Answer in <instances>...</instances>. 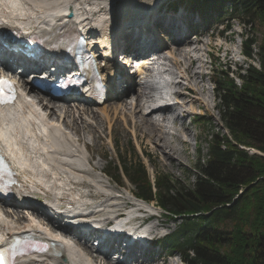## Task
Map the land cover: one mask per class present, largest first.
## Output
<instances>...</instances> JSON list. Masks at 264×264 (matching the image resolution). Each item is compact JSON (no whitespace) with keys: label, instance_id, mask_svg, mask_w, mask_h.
Wrapping results in <instances>:
<instances>
[{"label":"bare ground","instance_id":"1","mask_svg":"<svg viewBox=\"0 0 264 264\" xmlns=\"http://www.w3.org/2000/svg\"><path fill=\"white\" fill-rule=\"evenodd\" d=\"M90 1L93 2L94 7L97 6L96 10L88 9L91 6L88 3ZM110 4V0H0V10L10 20H18L28 28L41 31L48 39V46H52L60 42L59 32L73 27L74 20L97 29L98 34L103 38L102 41L107 37L111 38L110 17H113L115 9L112 7L109 12H105L104 8L98 7ZM70 10L73 11L72 18L67 15ZM102 11L104 14H101ZM146 20L148 23L153 22L152 18ZM203 32L208 34L207 30ZM221 33L220 31L218 33L220 38ZM208 36L212 39L214 33L210 32ZM189 40L188 35L183 36L176 40L175 43H177L172 47L165 44L158 48L162 50L160 54H167L164 60H167L165 76L168 77L161 76L162 85L156 96H146L145 102L149 101V106H151L149 111H145V105L141 104L129 110L131 113L129 115L127 109L119 104L106 105L104 102V107H100L101 109L97 111L100 112L96 114L93 108L96 104L90 102L89 95L84 97L83 105H60L45 102L44 98L39 100L38 96L31 95L33 86L29 92L25 90L24 96L14 107L15 109L0 111L2 138L7 142L8 149L12 150L18 158L20 175H22L17 199L10 201L8 205L16 203L24 210L28 205L41 214L44 213L43 210L32 203L44 201L66 209L71 206L76 213L85 211L102 213L105 211L104 206L116 207L114 204L109 206L107 203L120 202L121 198L110 195V187L93 173H103L105 167L99 164L93 165L86 158L84 151L88 148L89 137L96 141L102 138L105 125L109 127V134H111L112 130L124 129L121 126L122 121L128 130L131 129L134 137L151 141L157 146L160 145L163 153L168 147H171L174 153L181 154L183 151L187 153L188 140L185 137L191 131V126L187 125L185 120L194 119L195 114L207 118L213 109L217 108L213 100L214 95L210 96L211 88L207 85V81L211 83L213 78L206 77L209 72L206 70L208 61L205 57L210 43L199 38V46L194 51L192 47L188 49L185 47ZM102 45H99L101 49ZM216 45L220 50L223 49L224 55H229L231 47L226 38L222 41L217 40ZM102 54L107 55L108 53L103 52ZM132 62L133 60L127 61V63ZM148 62V60L144 61V63ZM154 65V63L149 66L136 65L133 68L135 72L142 74L144 70L152 72ZM103 71L109 82V76L115 70L107 66ZM119 74L123 77L122 71L119 70ZM172 76L176 81L172 79ZM111 80L115 84L114 79ZM170 85H173L175 90H172ZM27 87L26 84L25 89ZM135 99L138 100V96ZM80 100H83V97H80ZM142 100L143 98L140 102ZM70 117L73 118L71 121ZM175 143L183 145V150ZM109 158L112 159L111 156ZM166 158L171 163L181 165V161L170 154H166ZM116 161H118L117 158ZM87 163L91 167L90 170L86 169ZM84 175H89L95 180L92 191L89 188L93 184H86L82 180ZM124 205L127 204L123 203L122 206ZM149 206L152 209H158L153 202ZM3 210V213L0 211L1 233L9 235L14 232L31 230L56 244L50 257H30L25 264H110L103 260H93L83 252L81 243L73 237L81 235L80 231L59 226L52 221L49 223L40 221L33 212L32 214L28 212V219L18 210L10 212L4 207ZM6 212L12 215L13 221H9ZM12 224L17 226L13 228ZM153 225L158 227L161 221L156 219ZM60 231L64 234H59ZM67 237L70 240H67ZM152 261L155 264H179L177 260L170 263L165 259L159 262ZM137 264L149 263L138 261Z\"/></svg>","mask_w":264,"mask_h":264},{"label":"trees","instance_id":"2","mask_svg":"<svg viewBox=\"0 0 264 264\" xmlns=\"http://www.w3.org/2000/svg\"><path fill=\"white\" fill-rule=\"evenodd\" d=\"M182 1L203 11L229 4L230 20L257 16L264 22V0ZM256 43L248 36L243 40L249 59L256 58ZM260 55V68L251 64L237 74L241 84L228 71L215 79L227 132L209 135L207 155L196 166L192 186L172 184L163 175L151 179L134 148L130 155H118L116 166L139 195L155 199L170 218L181 220L165 245L185 264H264V53Z\"/></svg>","mask_w":264,"mask_h":264},{"label":"rangeland","instance_id":"3","mask_svg":"<svg viewBox=\"0 0 264 264\" xmlns=\"http://www.w3.org/2000/svg\"><path fill=\"white\" fill-rule=\"evenodd\" d=\"M172 1L174 0H119L116 5H113L115 13H117L114 18L116 21H119V19L139 17L141 16V14H144L146 11H148L153 4L158 5L160 10H163L165 7H169ZM90 4V9L95 10L96 5L94 7L92 3ZM104 7V11L106 12L108 10V7L109 9L112 7V4L107 5V8L106 6ZM228 18L229 16L225 14L223 16L224 22L221 25H219L216 20H214V18H209L207 20L208 22H205L207 27L203 26V21L198 20L197 28H199L200 31L206 29L208 34H210V32L214 33V37L210 40L207 39V37H201L202 41H207L208 43H210V47L208 48L205 57L208 61V67L206 70L209 72L206 77H213V79L214 77L218 78L217 76L221 75V72L228 71L230 73V76L235 79L236 83L241 84V80L237 76V74L241 72V69L245 70V68H247L251 64L255 67H261L260 60L262 57L260 53H264V50H261L260 47L264 44V22L257 18V16H254V18L252 19L243 18V20L241 21H231L228 20ZM195 22L196 21H193L190 26L193 25L194 28ZM209 24H211L210 27H208ZM212 25H215L216 28H214ZM226 25H228L227 32L221 35L220 38L218 36V33ZM246 36L254 39L256 38L257 43L254 46L256 58L254 59H249L242 53L243 40ZM190 37H192V35H190ZM223 38H226L228 45L231 47V51L228 56L224 55L223 49L220 50L216 45L217 40L222 41ZM165 40L169 41L168 38H166ZM212 83H210V81H207V85L211 88L210 96L214 95L213 100H215L217 108L213 109V112L209 116H207V118H204V120L199 124H190L189 120H185V123L191 126V131L185 137L188 140L187 153L184 151L181 152V154L174 153L171 150V147H168L166 149V152L163 153L160 149V145L157 146L151 141L134 137L131 129L128 130L121 121V126L124 129L112 130L111 134H109V127L105 125L104 135H102V138L99 141H96L92 137L88 138V148L85 151L86 157L90 160V162H92L93 165L99 164L101 166H104L105 169L115 177L118 174L116 170H114L116 165V152L118 150V147L121 149L122 154H124L125 151H129L132 143L134 147L137 148V150L141 153L140 158L145 163L146 169L149 171V174L152 178H154L155 176L163 175L165 177H168L172 181V184H181L185 187L192 186L196 181V175L199 172L196 166L198 162L204 160L207 155L209 147L208 140L210 138L209 135L219 134L221 136H226L227 132V130L225 131L223 129V122H221V113L219 111L220 100L217 97V92L213 90ZM57 104L61 103L57 102ZM100 109L94 108L96 114L100 112H97ZM127 112L129 115L131 114L130 111ZM72 119L73 118L71 117L69 118L70 121ZM194 137H197L196 144L194 142ZM175 144L178 146V148L183 150V145L177 143ZM145 153H149V156H146ZM166 154H170L173 158L180 160L181 165L179 166L174 162L171 163L168 158H166ZM110 156L112 157L111 161L110 159H108V157ZM87 165L86 167L90 169V167ZM93 173L95 176L97 175L105 185L110 187L109 194L113 196L116 195L120 198L123 197L120 199V202L127 203V201H133L131 193L135 192V189L134 186L128 182V180H122L123 184L122 186H119L117 183H114V181L110 177L106 176L104 172L103 174L100 172ZM84 178H86L88 182H91V184H93L92 181H95L93 177L89 175L84 176ZM115 178L117 179V177ZM93 187L94 184L91 188H89V190L92 191ZM236 199L237 197L234 200ZM153 202L155 203V201ZM23 215L26 214L23 213ZM39 219L41 220V218ZM160 221L163 227L161 233H173L177 230L178 221H171L165 215H162ZM162 252L163 256L165 255V258L168 260V262L177 260L180 263V258L177 254L175 255V257H170L165 250H163ZM148 263L155 264L153 263V261H150Z\"/></svg>","mask_w":264,"mask_h":264},{"label":"snow or ice","instance_id":"4","mask_svg":"<svg viewBox=\"0 0 264 264\" xmlns=\"http://www.w3.org/2000/svg\"><path fill=\"white\" fill-rule=\"evenodd\" d=\"M0 85H12V81L7 80L5 77L0 76ZM3 89L0 88V91H2ZM0 264H3V257L2 255H0Z\"/></svg>","mask_w":264,"mask_h":264}]
</instances>
